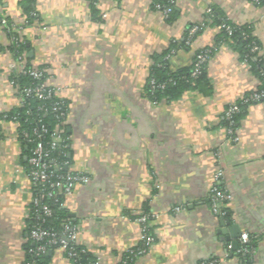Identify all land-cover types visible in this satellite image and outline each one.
<instances>
[{"label": "crops", "instance_id": "1", "mask_svg": "<svg viewBox=\"0 0 264 264\" xmlns=\"http://www.w3.org/2000/svg\"><path fill=\"white\" fill-rule=\"evenodd\" d=\"M22 1L0 0L9 20L0 28V116L22 102L8 49L16 35L26 63L45 70L48 86L69 103L70 170L88 177L64 200L79 245L99 264H120L140 244L146 215L155 244L135 264H245L241 243L232 246L233 226L256 241L251 264H264V103L249 105L232 133L224 123L226 111L260 85L250 66L217 46L210 88L174 101L145 93L154 56L173 43L172 72L216 45L221 26L181 46L189 26L214 8L235 26H251L264 57V6L178 0L179 18L169 23L153 0H97L94 10L89 0H35L30 22ZM17 133L13 121L0 131V264L25 263L34 199ZM215 189L230 199L214 206ZM67 253L57 248L50 264H71Z\"/></svg>", "mask_w": 264, "mask_h": 264}, {"label": "trees", "instance_id": "2", "mask_svg": "<svg viewBox=\"0 0 264 264\" xmlns=\"http://www.w3.org/2000/svg\"><path fill=\"white\" fill-rule=\"evenodd\" d=\"M89 1L92 5V9L94 10V4L97 2V0ZM172 1L173 0H153L154 8L158 3L165 6L166 8L171 7L172 11L166 18L169 23H173L179 18V12L176 8V2L178 0H174V3H171ZM22 4L28 21H34V19H36L35 0H23ZM258 5L264 6V0H261L260 4ZM195 26L198 27V31L195 36L190 39L191 43L203 33L206 27L221 26L222 28L216 37V45L212 48H209V50H211V57L214 55L217 46L220 47L222 45H226L232 48L239 55L240 60L250 66L252 74L260 81V85L257 88L258 92L264 91V57L260 55V52L253 50L256 46L260 48V44L253 36L251 26H235L225 19L221 11L214 8L212 9V13L206 16V20L203 22V24L195 23L189 26L184 40L181 42L182 47H189V31ZM227 27H229L230 30H227ZM15 38L16 35L13 37V39ZM177 46V43H173L168 50L162 54L154 56V64L151 68L150 80L145 90L146 96L152 100H160L164 98L168 101H174L179 99L188 91H203L207 87L210 88L209 79L207 76L208 62L202 65L200 74L197 77H192V71L194 69L197 56L206 49L195 54L191 66L177 72H172L169 67L167 56L170 55L172 50ZM8 49L17 57L24 54L26 46L23 43L17 46L15 41H13L12 45ZM4 50H6V48L0 44V53H2ZM28 66L31 67L29 64ZM45 79L46 78L44 77L42 80H34L29 75L12 73V80L15 86L21 92L25 87L39 86L41 83L46 81ZM152 81L154 84L151 83ZM253 94L254 91H251L239 103L241 111L234 115V123L232 126H230L229 122L225 119L224 123L227 128L235 129L239 125L240 121L245 115V110L249 105L255 103H264V99L260 101L251 100ZM22 97L24 99V106L16 108L7 114L1 115L0 119L5 120L6 122H14L16 120V123H18V139L23 147L26 148L24 155L27 157V159H23L24 166L26 167L27 171L30 170L29 157L33 147L37 143L36 132L40 133L41 129L44 127L47 130V134L44 135L43 143L50 151L51 157L62 167L59 172L56 171V174L59 176H66L71 172V158L69 157L71 152L70 134L67 131V126H61V123L66 122L67 120L69 113V103L61 100L56 95L50 99H40L34 95L26 96L24 94ZM247 99L249 101L246 103L245 100ZM56 104L61 107V111L54 110ZM58 128L61 129L60 142L53 145V134ZM46 190L49 191V188L47 187ZM34 194H37L36 190H34ZM64 200V196L57 195L53 198H46L43 201L44 205H46L52 211L50 217L43 215V211L40 208H34L32 204L30 212L31 216L28 220V237L30 231L33 230L35 226L39 225L44 230L55 232L57 234L58 240H62L63 238L68 239V233L66 232L65 225L68 224L70 219L68 216V211L66 208H64ZM36 211H38V213ZM146 211L148 212V210ZM151 219V217L148 219V230L146 233L155 237L149 228V222ZM255 244V239H251L250 243L247 244L248 253H238L239 257H243L245 264H251V254L249 252L254 249ZM40 245L46 246L47 252L42 255H37L36 250ZM59 247V241L57 244H51L48 239L41 243H33L32 241H29L25 246V262H34L35 264H50L53 258V253ZM70 251H74L76 253V255L73 257L69 256L71 264H97L98 262L96 257L84 250L83 247L80 245H75L73 242L69 241L67 250L68 255ZM127 257L128 256L125 254L122 257L120 264H124V261H126ZM129 263L135 264L136 260H133L132 262L129 261Z\"/></svg>", "mask_w": 264, "mask_h": 264}, {"label": "built area", "instance_id": "3", "mask_svg": "<svg viewBox=\"0 0 264 264\" xmlns=\"http://www.w3.org/2000/svg\"><path fill=\"white\" fill-rule=\"evenodd\" d=\"M160 1V0H159ZM255 4H260L261 0H250ZM174 3V0L171 2ZM155 9L162 13L164 17H168L169 14L171 13L172 9L171 7H165L161 5L160 3L155 5ZM8 18L0 6V28H5L8 25ZM225 27V26H223ZM222 28V27H221ZM227 30H230L229 27H227ZM198 31V27L195 26L190 29L189 31V42L188 44H191L190 39L195 36V34ZM15 43L17 46L22 44V40L19 38L14 39ZM254 51L260 52L259 47H254ZM211 59V50L206 49L204 52H201L195 61V66L192 71V77H197L200 74L202 65L209 62ZM11 68V73H16V74H21V75H29L31 76L34 80H42L45 77V70L39 69V68H34V67H29L28 64L26 63L25 56L24 54L21 56H17L15 62H13L10 66ZM13 85L15 86L14 82H12ZM154 84V82H151ZM16 87V86H15ZM163 88V86H162ZM18 90V93L22 99L21 102V107L24 106V99L22 95L26 96H31L34 95L40 99H50L53 96L56 95V92L54 89L50 88L46 81L41 83L37 87H25L22 92L16 87ZM264 99V91L258 92L257 89L254 90V94L251 97V100L253 101H260ZM249 101L248 99L245 100L247 103ZM55 111H61V107L56 104L54 107ZM241 111L239 104H233L225 114V119L229 122L230 126L233 125V117L237 113ZM6 117V116H4ZM5 119V118H4ZM5 120L0 119V131L2 128V125L5 123ZM16 123V120L14 121ZM66 122H62L61 126H64ZM232 128H229V132L232 133ZM60 132L61 129L58 128L56 132L53 134V145L58 143L60 141ZM47 134V130L43 127L41 129V132L38 133L36 132L37 135V143L33 147L31 151V155L29 157V166L30 170L28 171L29 177L32 181V185L34 190L37 191V196L34 194V199H33V206L34 208H40L43 211V215L46 217H50L52 214V211L44 205L43 201L46 198H53L57 195H62L64 198H67L71 196L76 187L79 184H83L88 181V177L85 174H80L71 171L69 174L66 176H59L56 174V171L59 172L62 167L61 165L54 160L51 155L50 151L45 147L43 143V138L44 135ZM47 187L49 188V191H47ZM230 197L217 189L214 190L213 196H212V203L214 206L217 205L218 202H221L223 200H229ZM38 213V211H36ZM31 216V214H30ZM150 217L146 215H142L139 218V223L142 224L143 229H142V234L140 238V245L136 246L135 248H132L128 250L125 254L128 256L126 261H124V264H131L129 263L132 262L133 260H139L140 258L144 257L149 253V251L152 249V247L155 244V238L149 234L146 233L148 230V219ZM66 232L68 233V239L63 238L62 240L57 239V234L55 232H51L48 230H44L42 227L35 226L33 230L30 231L29 237H28V242L32 241L33 243H41L45 240H49L51 244H57L58 241L60 243V247L68 250V242H73L75 245H79L77 242V237H76V232L74 229L70 227L69 224L65 225ZM251 241V238L248 234L243 233L240 237V243L242 246V251L243 252H248L247 250V244H249ZM47 252V247L44 245L38 246L36 250L37 255H42ZM76 253L74 251H70L69 256L73 257L75 256ZM24 264H35L34 262H25ZM97 264H99L97 262ZM202 264H219L218 260H210L203 262Z\"/></svg>", "mask_w": 264, "mask_h": 264}, {"label": "water", "instance_id": "4", "mask_svg": "<svg viewBox=\"0 0 264 264\" xmlns=\"http://www.w3.org/2000/svg\"><path fill=\"white\" fill-rule=\"evenodd\" d=\"M230 231H231L232 237L235 239H238L237 241L233 242V244H232L233 249L236 250L238 248V244L240 242L241 233H240V230L236 226L230 227ZM224 233H226V232L224 231Z\"/></svg>", "mask_w": 264, "mask_h": 264}]
</instances>
